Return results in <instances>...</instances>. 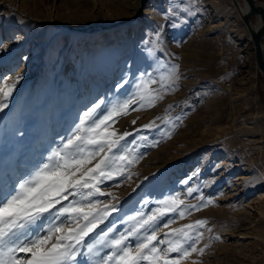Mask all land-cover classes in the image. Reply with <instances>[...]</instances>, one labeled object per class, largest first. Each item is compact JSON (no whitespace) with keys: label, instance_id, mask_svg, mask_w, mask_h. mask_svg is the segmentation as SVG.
<instances>
[{"label":"rangeland","instance_id":"rangeland-1","mask_svg":"<svg viewBox=\"0 0 264 264\" xmlns=\"http://www.w3.org/2000/svg\"><path fill=\"white\" fill-rule=\"evenodd\" d=\"M150 1L0 0V98L11 90L0 110V187L45 163L94 103L104 102L93 119L136 97L137 110L109 128L131 133L120 150L136 160L99 185V205L117 208L100 228L115 224L118 235L129 216L177 197L185 214L161 217L159 239L206 221L194 229L204 251L180 264H264V83L247 26L227 11L231 0H164L143 15ZM141 84L162 99L148 106Z\"/></svg>","mask_w":264,"mask_h":264},{"label":"snow or ice","instance_id":"snow-or-ice-1","mask_svg":"<svg viewBox=\"0 0 264 264\" xmlns=\"http://www.w3.org/2000/svg\"><path fill=\"white\" fill-rule=\"evenodd\" d=\"M122 86L117 85L118 88ZM151 91L143 84L138 86L140 100L149 92L148 106L162 99L151 95ZM10 92V89L3 91L0 110L7 106L3 101ZM103 103H94L83 113L79 123L51 151L45 163L14 186L4 184L0 187L3 193L0 195V264H79V256H88L94 264H180L192 252L204 251L196 247L202 234L194 231L206 223L203 220L165 233L166 238H171H158L156 226L161 217L170 212L185 214L184 202L177 197L159 201L161 207L151 214L137 212L129 216L130 227L118 235L114 232L115 224L106 231L100 228L117 208L99 205L95 198L105 195L99 185L121 176L136 160L135 156L130 158L120 150L121 141L131 133L118 135L109 128L114 117L126 115L130 108L137 110L132 107L137 104V98L113 104L103 109L105 115L93 119ZM153 126L151 122L143 125L144 128ZM114 150L119 154H113ZM93 160L96 163L89 167ZM192 191L189 189V193ZM94 233L99 238L89 242ZM133 239L134 246L130 243ZM165 243L167 248L159 247ZM105 248L107 253L101 255L100 250ZM171 253L177 255L170 257Z\"/></svg>","mask_w":264,"mask_h":264},{"label":"water","instance_id":"water-1","mask_svg":"<svg viewBox=\"0 0 264 264\" xmlns=\"http://www.w3.org/2000/svg\"><path fill=\"white\" fill-rule=\"evenodd\" d=\"M244 2L246 3L248 9L242 15V20L246 24L252 43L254 44L257 68L264 82V48L262 45L264 36V8L258 5L260 3L255 0H244ZM254 16H259L261 20V25L256 29H253L251 26V18Z\"/></svg>","mask_w":264,"mask_h":264},{"label":"bare ground","instance_id":"bare-ground-1","mask_svg":"<svg viewBox=\"0 0 264 264\" xmlns=\"http://www.w3.org/2000/svg\"><path fill=\"white\" fill-rule=\"evenodd\" d=\"M231 1H232V4H231V6H229L227 11L228 12H238L240 17L242 18V15L248 9L246 3L244 2V0H240V1L239 0H231ZM163 3H164V0H151L149 5H147V7H144L143 15L144 14H150V13L154 12V10H155L154 7H158L161 4H163ZM258 3H260L258 5H260V6H262L264 8V5L261 2H258ZM255 17H257L255 23L251 22V26H252L253 29H256L257 27H259L261 25L260 17L259 16H255ZM262 45H263V48H264V36H263ZM259 76H260V73H259ZM239 238H242V237H239Z\"/></svg>","mask_w":264,"mask_h":264},{"label":"crops","instance_id":"crops-1","mask_svg":"<svg viewBox=\"0 0 264 264\" xmlns=\"http://www.w3.org/2000/svg\"><path fill=\"white\" fill-rule=\"evenodd\" d=\"M260 2L264 4V0H260Z\"/></svg>","mask_w":264,"mask_h":264}]
</instances>
